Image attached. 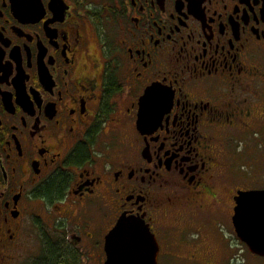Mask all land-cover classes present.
<instances>
[{
    "label": "flooded vegetation",
    "instance_id": "af4514ba",
    "mask_svg": "<svg viewBox=\"0 0 264 264\" xmlns=\"http://www.w3.org/2000/svg\"><path fill=\"white\" fill-rule=\"evenodd\" d=\"M255 138L264 0H0V264H105L126 234L142 264H264L232 224Z\"/></svg>",
    "mask_w": 264,
    "mask_h": 264
},
{
    "label": "water",
    "instance_id": "95a60500",
    "mask_svg": "<svg viewBox=\"0 0 264 264\" xmlns=\"http://www.w3.org/2000/svg\"><path fill=\"white\" fill-rule=\"evenodd\" d=\"M150 94H152V90L147 91L141 100L143 110ZM139 120L142 121L141 116ZM138 126L140 125L138 124ZM235 202L236 208L232 224L237 237L246 244L251 253L264 256V191L238 192ZM125 221V219L119 220L122 225L118 226V231L123 228ZM126 236L127 239L119 240L117 245L113 243V235L107 237L105 246L107 261L105 264H142L144 262V259L138 262L133 237L129 234ZM115 247L121 250V255L118 256L119 260L113 257Z\"/></svg>",
    "mask_w": 264,
    "mask_h": 264
},
{
    "label": "rangeland",
    "instance_id": "374dc122",
    "mask_svg": "<svg viewBox=\"0 0 264 264\" xmlns=\"http://www.w3.org/2000/svg\"><path fill=\"white\" fill-rule=\"evenodd\" d=\"M253 141L257 144L258 149H260V151H258V152H260V154H263L262 156H260V157H261V163L258 162L257 166L254 165V167L256 166V170H257V172H253V173H252V172L249 170L248 167H244V168H242V169H239V170H238L236 173H234V174L237 175V176H239V175H240V174H239L240 171L243 170V171H244V176H245L244 180L247 179L250 175L254 174V178H257L258 181L264 183V160H263V158H262V157L264 156V140H261V139L255 138ZM239 145H240V144H239ZM244 146H245V144H242L241 147H240L239 149H236V148H237V145H234V144L231 145L230 148L228 149V150L231 152V153L229 152V157L232 156V155H231L232 152H236V153H238V154L245 153L246 151L243 150V149H244V148H243ZM231 147H232V149H231ZM234 149H235V150H234ZM228 163H230V160H229ZM231 170H232V169H231ZM254 178H253V179H254ZM242 181H243V180H242ZM242 181L239 180L238 178L235 179V186L238 188V187H240V186H242V185H244V184H249V183H250V181H248V179H247L248 182H245V183H243V184H242ZM240 183H241V184H240ZM217 194H218V197H219V198H222V200H223V205H222L221 211H222V212H225L227 206H229V205H230V202H231V201H230V198H229L230 193L227 192V191H222V190H221V187H219V188H218V191H217ZM230 206H231V205H230ZM205 208H206L207 210L210 209V208H213V203H212V201H211V197H207V198L205 199ZM223 214H225V213H223ZM222 220H223V222H225V221L227 220V219H226V215L223 216ZM223 232H225V231H223ZM179 264H190V263H187V262H181V263H179Z\"/></svg>",
    "mask_w": 264,
    "mask_h": 264
}]
</instances>
